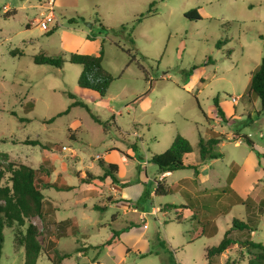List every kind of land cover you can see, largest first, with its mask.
I'll return each instance as SVG.
<instances>
[{
	"label": "rangeland",
	"instance_id": "obj_1",
	"mask_svg": "<svg viewBox=\"0 0 264 264\" xmlns=\"http://www.w3.org/2000/svg\"><path fill=\"white\" fill-rule=\"evenodd\" d=\"M48 1L0 0V150L8 152L11 161L42 168L43 174L54 164L55 170L44 174L46 181L77 187L44 188L53 204L61 199L62 207L55 209L58 219L74 216L81 230L60 237L50 258L45 251L50 250L47 226L39 216L32 217L44 248L38 264H207V248L220 242L234 217L246 219L245 204L234 203L228 214L219 211L218 204L206 205L199 218L213 220L217 230L198 237L200 225L185 207L177 212L169 207L166 215L153 211L156 205L164 211L167 203L183 205L180 192L156 196V203L148 201L144 208L139 198L136 214L123 216L124 204L109 202L110 194L119 196L118 192L96 180V190L84 193L76 171L87 164L99 171V155L106 164L117 166L119 177L129 180L123 186L128 185L134 198L145 186L156 187L152 177L158 171L150 159L169 149L177 133L190 141L192 152L186 158L193 163L199 162L200 143L210 139L208 129L213 128L222 137L215 149L223 155L207 160L215 178L200 182L202 188L215 186V193H221L220 205L230 203L226 196L233 194L255 204L264 199V168L257 167L256 153H264V111L258 97L250 104L241 97L264 57V0H60L55 21L42 29L39 21ZM4 4L11 7L5 10ZM150 9L154 13L147 16ZM192 9L200 19L185 17ZM141 14L146 17L137 22ZM74 17L77 21L71 22ZM52 28L55 32L48 34ZM102 44L103 66L115 77L104 96L79 87L83 68L69 61L73 52L99 54ZM14 49L18 54L11 53ZM42 51L62 56L63 66L36 64L33 56ZM68 92L84 100L91 112L75 106L56 116L73 101ZM216 96L225 119L218 115ZM232 97H239L238 103ZM28 101L34 107L27 112ZM77 120L80 124H75ZM240 135L251 138L255 150ZM26 139L49 144L61 159L44 161L47 150L24 143ZM112 145L115 148L108 150ZM70 147L79 159L64 156L62 149ZM128 147L136 156L121 162ZM183 177L194 178V169L174 171L166 182ZM183 184L189 188L187 181ZM259 216L251 236L264 243V213ZM21 228L26 226L5 228L0 264H24V248L14 241ZM116 230H123L120 239L113 237ZM141 230L147 231L151 246L144 257L131 253L125 240ZM79 247H85L81 252L87 257L78 256ZM236 248L215 263L225 264ZM63 252L72 256L59 261L56 253Z\"/></svg>",
	"mask_w": 264,
	"mask_h": 264
},
{
	"label": "trees",
	"instance_id": "obj_2",
	"mask_svg": "<svg viewBox=\"0 0 264 264\" xmlns=\"http://www.w3.org/2000/svg\"><path fill=\"white\" fill-rule=\"evenodd\" d=\"M153 6V3L151 4ZM1 10V6H0ZM153 10H149V15H152ZM199 14L196 10L192 9L185 13V17L190 20L200 19ZM146 17L141 14L139 18L136 19L137 22L142 21ZM82 19H84L82 17ZM71 22H76L74 18L70 19ZM134 27V26H133ZM55 28H52L47 33L52 34L55 32ZM132 37L131 33L129 34ZM131 43L134 45V40L130 39ZM13 55L18 54V50L14 49L11 51ZM23 52H21L22 54ZM104 57V47L103 44L100 48L99 54L90 53H80L73 52L70 54L69 61L74 64H79L82 66L83 71L78 79V86L94 91L101 96H104L108 90L111 82L115 77L103 66ZM34 62L41 65H52L56 67H61L64 64L65 59L62 56H57L54 54L46 53L44 51L39 52L33 56ZM69 97L73 99L71 104L63 111L59 112L56 116H61L68 113L71 108L75 106L86 107L89 112H91L87 103L78 99L74 92H68ZM242 98H245L248 104L253 102L254 97H258L261 103V111H264V57L261 59L260 63L253 72L249 84L245 89ZM214 103L217 108L218 115L225 119L223 115V110L219 104L218 96L214 97ZM34 107L32 101H28L25 104V108L31 111ZM50 118L47 121H52L55 117ZM27 119V118H26ZM208 132L211 134L210 139L206 142L200 143L199 148V163H186L184 157L186 154L192 152V145L190 141L180 133H177L172 145L166 151L155 154L150 159L153 162L159 172H173L180 169H194L195 173H198V166L209 159L220 158L223 153L216 150L215 147L222 140V137L213 128H209ZM223 137H225L223 135ZM236 137V136H235ZM234 137V139H236ZM244 142L255 150L254 141L246 135H240ZM26 144L41 145L43 148H48L47 144H43L38 139H26L24 141ZM259 159L262 160L264 168V153L256 152ZM99 165L102 169V174L92 175L85 178V181H90L91 179L105 180L110 178L113 183H119L120 178L118 176V168L115 164H106L103 160L99 159ZM238 165H234V168ZM42 170L33 168L30 165L24 163H16L10 160V155L6 151L0 150V250L4 241V230L6 227H23L26 226L25 230L22 228L19 233L15 235L14 241L17 245L24 248V264H38V260L42 251L44 250L42 243L39 239L41 231L39 227L31 220L32 217L39 216L43 222L47 223V208L46 199L43 189L47 186L53 185L57 188L70 189L71 186H60L56 183L46 181L44 176L41 175ZM8 179L5 181V177ZM90 179V180H89ZM157 185L155 188V195H167L178 190V187L174 184L168 185L163 179H157ZM205 189L200 192L197 202L195 198L189 199V204L176 205L174 203L165 204V209L169 207L176 208H189L193 212V217L196 219V224L200 225L199 232L197 236L205 233H213L217 230V225L212 223L211 219L202 221L199 218L201 209H204L206 205L212 203L208 201V192ZM150 195V189L148 187L144 188L143 194L140 196V202H145ZM221 197V193H220ZM230 203H222L219 211L227 214L230 212L231 207L234 203H243L246 206L247 216L246 219L233 218L231 226H229L217 245L211 246L206 250L207 264H216V258L226 253L237 246L235 250V256L228 255L225 264H264V243L252 239L251 232L257 229L259 224V213H264V199H262L258 204H255L249 197L243 199L242 197L233 194V196H226ZM210 211V210H209ZM204 214L208 212L204 211ZM123 230H116V237ZM240 234H244L240 236ZM112 239L108 240L107 243H111ZM56 241L50 242V250H45L50 258H52V252H55ZM1 252V251H0ZM59 261L72 256V253L63 252L56 253ZM143 257L148 254H142Z\"/></svg>",
	"mask_w": 264,
	"mask_h": 264
},
{
	"label": "crops",
	"instance_id": "obj_3",
	"mask_svg": "<svg viewBox=\"0 0 264 264\" xmlns=\"http://www.w3.org/2000/svg\"><path fill=\"white\" fill-rule=\"evenodd\" d=\"M54 2L56 4V6H58V5L60 6L61 5L60 0H54ZM4 5H5V10L8 9V7H11L8 4H4ZM32 6L34 8H36L38 6V4L32 5ZM75 124H80V121H78V120L75 121ZM47 145H48V148H43L45 151L47 150V152H48V153H46V154L43 155L45 157L44 161H46V162H49L50 161V162L54 163L58 159H61L60 157H62V155L59 153V151H54L53 149H49L50 148L49 147V144H47ZM114 148H115V145H112L111 147L108 148V150H112ZM64 150L65 151L66 150H69V151H67L65 153ZM62 151H64V152H62V153H64V156L66 155V156H69V157H76V158L79 157V155H74L73 156L74 149L71 148V147L69 149L68 148L62 149ZM126 154L127 155L121 157V162H123V160L126 162L130 158V156H136V153H132L133 155H131V150H130L129 147H128V152ZM55 155L57 157H54ZM187 155L188 154L185 155L184 160H185L186 163H191V162H188L187 161V158H186ZM100 158H101V156L98 155L97 156V159L99 160ZM53 159H54V161H53ZM193 163H196L197 164L199 162H193ZM87 165H89L90 167L87 166ZM87 165H85V169L84 170L76 171V173L78 174V177H79V181H80V184H81V189H83L82 192L86 193V192H88L90 190L91 193H92L93 191L96 190V189H94L95 181L96 180H100V179H91V180L89 179L90 181H85V178H88L90 176V174H92V175L102 174V169L100 167V170L99 171H94V170L91 169L93 167L90 164H87ZM236 165H238V164H236ZM209 166H210V164L208 163V161H205L201 165L198 166L199 172L198 173H195V177L194 178L193 177H183V178L179 179L177 182H174L173 183L174 185H176L178 187V190H176V192H180V194L183 195V197L185 199V203L184 204L191 203V202H189V199H192V198H195L194 201L197 202V199H198L199 195H202L200 192H202V190L207 189V190L210 191V193H209V191L207 192V194H208V201H210L213 205H216V204L220 205V192L217 191L215 193V190H216L215 186H213L211 184V185H207L206 187H203L202 188V186L200 185L201 183L209 182L211 178H215L214 173L209 172V170H208L209 169ZM260 166L263 167L262 160L258 159L257 160V167H260ZM50 168H52V169H50ZM55 168H56L55 165L52 164V166H50L49 168H45V170H48V173H44V174H48L49 175L50 172H52L53 170H55ZM64 168H65V171L68 170V168L66 166ZM37 169H41L42 170V168H37ZM157 171H158V175H153V177H152L153 178V181L155 183H156L157 179H163L166 182L167 178L169 176H171L172 173L174 172V171L173 172H159L158 168H157ZM44 174H43V171H42L41 175L44 176V178H46ZM60 177H61V173H59L58 179ZM119 178H120V182L119 183H113L112 180L109 177L106 178L105 180H100V181L103 182V186H106L108 188H111V189L115 190L116 192H118V194H120L119 196L111 195L110 194L109 202L111 204L115 205V206H118L119 204H124V206L122 208L124 210H123V213H121V215L124 214L123 216H128L130 214H136V211L138 210V207H137L138 205L135 203L136 202L135 200H137V199L140 198V196L144 192V189L142 191H138L136 193V195H134V198H133V197H131L133 195H130L128 193V191H127V188H128V185H129L128 184L129 183V180L124 179L121 176ZM140 179L141 178L138 176L137 181H140ZM58 181H56L54 183L57 184ZM185 181H187V183L189 184V188H187L183 184V182H185ZM196 183L200 187L197 188V189H192V186L193 185H197ZM124 184L125 185L128 184V185L127 186H123ZM166 184H168V183L166 182ZM58 185H60V186H71L70 189H63V188H57V187H55L58 190H67L68 191V190H75L77 188L76 186L70 185V184H67V183H60ZM156 185H157V183H156ZM168 185H171V184H168ZM89 188H91V189H89ZM155 188L156 187H154L152 189L149 188L150 189V195H149V198L145 202H143V205H142L143 208H144V206L147 205L148 201H150V205H152L153 202H154V204L156 203L155 202V197L157 195H155ZM103 189L104 188L100 187L99 188V191H101V192L104 193L105 191ZM43 192H44V189H43ZM44 195H45V193H44ZM152 198H153V200H151ZM45 199H46V204L45 205H46V208H47V215H46V218H47L46 221H47V223H46V226H47V229H48L49 234H50L49 246H50V242L51 241H54L55 240L56 243H57L60 237H62L64 235L71 234V233H75V232H78V231L81 230L79 224L74 219V216H68L67 218H64V219H61V217H60L58 219V217L55 215V209L62 207V205L60 203L61 199L55 200V204H53L51 201L47 200L46 197H45ZM96 207H97V205L94 206V208H96ZM160 207L161 206H159V205L153 206V211L158 210L159 213L161 212L163 215H166L167 213L170 212V211H168L169 209H167L166 211L160 210ZM104 208L106 209L108 207L105 206ZM181 209L182 208H176V207H174V211L181 210ZM183 210L187 212L188 216H191L194 219L193 212L189 208H184ZM184 211H183V214H184ZM208 219L209 218H207V219L202 218L200 220L206 221ZM194 224H196V219L194 221ZM81 235L84 236V233L81 234ZM116 237H118L120 239V235H118ZM78 240H79V238L77 239V241ZM125 240H129V248H130V252L131 253H134L136 255H139V254L142 255L144 252H147V251L150 250V247L151 246H150V242H149V239H148V235H147V231L146 230L138 231V233H136L135 236H130L129 239L128 238H125ZM55 246H56V244H55ZM84 249H85V247L82 250L80 249V247L78 248V251H79L78 252V256H80L81 258L87 257V254H88L87 252L86 253H82L81 252V251H84ZM99 261L100 260L96 261V263H98Z\"/></svg>",
	"mask_w": 264,
	"mask_h": 264
},
{
	"label": "built area",
	"instance_id": "obj_4",
	"mask_svg": "<svg viewBox=\"0 0 264 264\" xmlns=\"http://www.w3.org/2000/svg\"><path fill=\"white\" fill-rule=\"evenodd\" d=\"M46 8L47 10L42 13V19L39 21V25L42 29H48L49 25L53 23L56 19L54 0H49ZM238 100L239 97H232V101L235 104L238 103Z\"/></svg>",
	"mask_w": 264,
	"mask_h": 264
}]
</instances>
